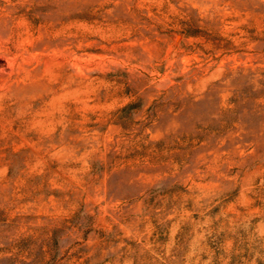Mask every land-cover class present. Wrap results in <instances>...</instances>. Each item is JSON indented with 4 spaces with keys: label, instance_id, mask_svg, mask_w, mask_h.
Returning a JSON list of instances; mask_svg holds the SVG:
<instances>
[{
    "label": "rangeland",
    "instance_id": "rangeland-1",
    "mask_svg": "<svg viewBox=\"0 0 264 264\" xmlns=\"http://www.w3.org/2000/svg\"><path fill=\"white\" fill-rule=\"evenodd\" d=\"M0 264H264V0H0Z\"/></svg>",
    "mask_w": 264,
    "mask_h": 264
}]
</instances>
